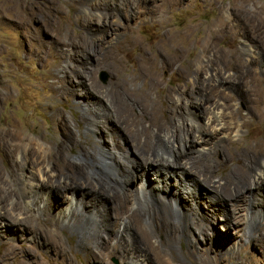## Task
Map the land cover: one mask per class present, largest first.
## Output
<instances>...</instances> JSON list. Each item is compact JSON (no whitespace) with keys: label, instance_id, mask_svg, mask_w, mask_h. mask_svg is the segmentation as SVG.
I'll return each mask as SVG.
<instances>
[{"label":"rangeland","instance_id":"obj_1","mask_svg":"<svg viewBox=\"0 0 264 264\" xmlns=\"http://www.w3.org/2000/svg\"><path fill=\"white\" fill-rule=\"evenodd\" d=\"M122 1L124 0H0V131L9 130L16 133L25 145L29 141H35L44 148L47 155L52 154L56 162H80L89 168V172L96 179L108 181L104 173L96 170L95 148L98 144L109 147L111 142L108 136L95 135V132L88 130L87 113L79 104L83 101L81 95L85 90L83 87L76 88L79 98L73 96L54 99L53 95L56 90H60L57 83L59 80L63 81V77L69 76L79 79L78 72L84 74L86 79L95 75L104 87L115 89L113 78L107 71L95 72L98 69L96 55L101 47L103 52L115 41L129 43L132 40L124 53L116 55L118 74L127 73V69L132 68L133 63L130 62L126 51L134 58L140 53L141 47H146L151 53L161 51L166 56H173L174 50H182L181 58L170 71L171 75L167 73L161 76L162 85L160 89L153 91L152 97L157 99L162 93L161 89L167 90L173 84H178L180 79L177 75H172V72H186L187 66L193 61L194 67L190 68V71L194 72L193 77L196 73L200 74L199 77L205 82V86H208V79L214 75L218 77V81L222 79V85L216 83L219 85L217 92L232 96L231 105H234V110L242 112L239 121L241 118L243 121L247 120V127L242 129L239 135H232L233 143L229 149H235L234 152L242 163L248 157L244 150L250 148L253 152H261L259 139L264 136V131H261L264 128V0H126L124 5ZM18 3L22 6L21 15H36L40 17V21L32 19L26 26L19 25L16 19ZM85 8L91 10V15L84 11ZM129 16L131 18H128ZM87 17L92 20V24L83 23ZM102 18L121 25L113 32L108 24L104 27L97 24ZM46 19L56 23L55 26L49 24L46 28ZM95 22L97 23L94 24ZM96 30L105 36L107 44H92L90 36ZM31 34L37 35L38 39H33ZM69 35L77 39L88 35L89 42L85 41L82 47L63 48L55 41L58 38L65 39ZM249 47L255 51V55L249 56L246 53ZM151 53L149 54L154 56ZM161 61L162 58L158 59V64ZM147 85L145 81L137 80V83L130 85V89L140 91ZM65 88L69 86L65 85ZM241 93L250 95L253 100L260 99L254 116L246 110L244 100L240 97ZM123 103L130 109L131 118L127 115L126 118L132 120L134 128H141L138 124L140 122L145 127L152 126L157 131L156 126L170 118L167 109L169 102L150 104L148 108H139L127 99H124ZM197 109L191 108L195 113L203 111L201 108ZM151 121L153 125H150ZM206 139L209 138L205 137L204 140ZM126 145L131 152L133 148ZM130 152L126 153V156L133 162H138L137 154ZM162 157L169 161L173 159L171 152ZM260 158L261 155L254 159L253 163ZM216 159L222 162L221 157L217 156ZM237 164L238 162L231 161L222 165L213 175L205 169H200L201 167L194 169L192 173L197 172L196 175L202 180L200 185H196L189 177L181 183V179L172 175V170H168L164 173L167 179L163 184L164 190L157 189V176L152 168L144 164L135 167L130 182L123 188L133 190L143 183L149 190L156 189L153 196L161 193L162 197H174L181 187L186 186L204 194L203 188H207L206 179L219 181L231 169L239 170ZM0 167L4 170L6 181L9 177V163L1 149ZM199 170H202L203 174ZM230 180L229 190L225 193L220 190L218 193H212V198L216 200V215L209 213L205 206L211 200L210 195L197 199L195 206H192L191 201L184 204L177 202L173 211L155 203L154 207L151 206L152 215L143 221V226L153 234L152 239L144 240L146 250L154 258L152 264H264V186L258 190L256 200L250 196L255 194L253 188L245 195L242 194V200L232 209L227 197L232 193L231 189L236 186L237 180ZM55 181L57 180L53 179V183ZM72 182L74 183L71 185L76 183L75 185L81 188V183L77 182L76 178H72ZM57 198L59 202L62 201V206L67 204L70 196L63 193ZM130 199L133 203V197ZM235 209L236 214L233 212ZM175 212L178 216H173ZM226 214L228 220L221 221L220 215ZM129 215L130 213L125 216L118 215L119 218H116L119 221L127 219ZM186 216L192 217L189 224L184 220ZM203 216H206L208 221L202 219ZM262 216L260 221L259 217ZM36 217L32 224L28 223L32 226V231L44 229V234H54L56 229L48 223L43 214ZM165 219L169 220L171 228H163ZM22 235L23 237L13 241L19 248L16 252L18 258L15 260L12 257L7 262L4 261L5 264H14L19 260L35 264L36 259V264L89 263L82 249L84 245L80 234L69 227L60 226L56 233V240L61 242L65 253L53 252L51 245H40L36 248L38 257L34 259L27 255L25 249L31 244L25 235ZM129 247H132V244H129ZM4 250L5 247L0 246V255ZM105 263L126 264L118 253L110 254L104 262H98Z\"/></svg>","mask_w":264,"mask_h":264},{"label":"bare ground","instance_id":"obj_2","mask_svg":"<svg viewBox=\"0 0 264 264\" xmlns=\"http://www.w3.org/2000/svg\"><path fill=\"white\" fill-rule=\"evenodd\" d=\"M122 2L124 5L126 0ZM16 9V19L19 21V25L26 26V23L32 19L40 21V17L36 15H21V3H18ZM84 11L91 15L89 8H85ZM131 16L134 18L133 15ZM106 19L102 18L94 24L97 23L100 27L108 24L113 32L121 25L118 22H108ZM83 23L90 25L92 20L87 17ZM49 24L54 23L46 19L45 27ZM83 35L80 39L69 35L65 39L58 38L55 41L63 48L82 47L85 41L89 42L88 35ZM90 37L92 44L106 43L105 36L99 30H96ZM32 38L38 39L37 35H33ZM131 41L129 43L115 41L103 52L101 47L96 55L98 69L95 72L107 71L113 78L111 81L115 89L104 87L105 85L103 86L95 75L88 80L84 78V74L78 72L79 79L69 76L63 77V81L59 80L57 83L60 90H56L53 95L54 99L70 98L79 95L78 90H76L77 87H83L85 90V93L81 95L83 101H80L79 104L87 113L85 115L88 130L95 132V135L108 136L111 142L109 147L98 144L95 148L96 170L104 173L108 181L96 179L89 172V168L80 162H56L54 156L52 154L47 155L44 148L35 141H29L25 145L16 133L9 130L0 131V149L9 163L7 171L9 177L6 181L4 180V170L0 167V246L5 247L0 255V262L3 264H5L4 261L7 262L12 257L15 260L18 258L16 252L19 248L13 241L23 237L21 234H24V237L30 241L31 245L25 250L27 255L33 259L38 257H36V248L40 245L47 247L51 245L50 248L53 252L65 253L61 242L56 240V233H58L60 226L69 227L80 234L83 241L82 245H84L82 249L85 251L86 256H84L89 261L88 264L104 262L113 253H118L126 264H152L154 258L146 250L144 240L152 239L153 234L143 226V221L152 215L151 206L154 207L157 204V206L160 205L173 211L177 202L184 204L191 201L192 206H195L197 199L201 197L204 199L203 197L207 198L210 195L211 200L205 206L209 213H214L216 200L212 198V193H218V190L225 193L226 190H229L231 178L237 180L236 186L231 189L232 193L227 197L232 209L238 206L242 200L243 196L241 197V195H245L247 191L253 188L255 194L250 195L251 198L256 200L258 197V190L264 186V136L259 139L261 152H253L252 149L245 148L244 151L247 152L248 157L243 163L238 159L234 152L235 149L232 147L229 149L230 144L233 143L232 135H239L241 130L247 127V120L243 121L241 118L239 121L242 112L234 110V105H231L233 103L232 96L217 92L219 85L216 83L219 82L222 85V79L218 81V77L214 75L213 78L208 79L210 82L208 86H205V82L199 77L200 74L196 73L193 77L194 72L193 70L190 71V68L194 67L192 61L187 66L186 72L173 71L172 75H177L180 82L176 85L173 84L167 90L161 89L162 93L157 99H154L152 97L153 91L160 89L159 87L162 85L161 76L167 75V73L171 75L170 71L183 54L182 50H174L173 56H166L161 51L151 53V50L141 47L140 53L134 58L130 52L126 51L127 56L130 57V62L133 63L132 68L127 69V73L118 74L116 55L117 53H124ZM134 43L136 44V41ZM246 53L249 56L255 55V51L251 47L247 48ZM160 58L162 61L158 64ZM137 80H143L148 85L143 90L139 88L140 91L131 90L130 85L137 83ZM65 85L69 88H65ZM240 95L244 100L246 110L254 116L260 99L253 100L246 93ZM124 99L129 100L139 108H148L150 104L154 105V103L169 102L167 109L170 118L163 123L160 122L156 126L157 131L152 126L145 127L138 121L141 128H134V123L131 122V119L129 120L131 118L130 109L123 103ZM191 108H201L203 111L195 113ZM202 114H204L203 119ZM126 115L129 118H126ZM240 122H242L241 125ZM130 123L132 124L129 125ZM153 124L152 122L150 125ZM261 131H264V128ZM205 137L209 139L204 140ZM126 144L133 148L131 152ZM128 152H135L139 161L133 162L131 158L126 156ZM168 152L172 154L173 159L171 161L162 157ZM260 155L261 158L253 163V160ZM217 156L221 157L222 162L216 159ZM178 160L183 162H178ZM231 161L238 162L237 166L239 165L240 169H231L219 181H212V178L206 179L207 188H203L204 194L200 190L196 191L194 188L186 186L181 187L179 191L177 190L178 192L174 194V197H162L160 196L161 193L153 196V191L156 189L149 190L143 183L133 190H124L123 188L130 182L131 173L135 167H141L144 164L152 168L157 176L158 188L157 186L156 188L164 190L163 184L167 181L164 173H167L168 170H172V175L180 178L181 183L189 177L196 185H200L202 180L199 175H196L197 172L196 174L192 173L194 169L197 170L201 167L200 169H205L213 175L220 166L229 164ZM199 171L203 174L202 170ZM72 178H76L77 182L81 183V188L75 185L76 183L71 185L74 183ZM53 179L57 181L53 183ZM63 193H68L70 198L66 205L61 206L62 201L59 202L57 197ZM131 197L134 199L133 203H131ZM233 212L236 214L237 210L235 209ZM128 213L130 215L127 216V219L118 221V215L125 216ZM42 214L48 219V223L56 229L53 230L54 234H44L42 232L44 229L40 231L31 230L33 228L28 223L32 224L35 217ZM174 214L173 216H178L176 212ZM205 215L207 214L205 213ZM214 215L216 214L214 213ZM220 216L221 221L228 220L227 214ZM263 216L259 217L260 221H262ZM203 218L207 219L206 216ZM191 219L192 217L189 218L188 216L184 218L186 224H189ZM169 224V220L165 219L163 228H171ZM129 244H132V247H129ZM157 248L158 246H156ZM36 262L37 259L34 263L36 264ZM14 264H32V262L19 260Z\"/></svg>","mask_w":264,"mask_h":264}]
</instances>
